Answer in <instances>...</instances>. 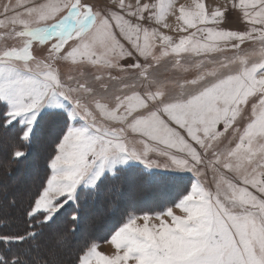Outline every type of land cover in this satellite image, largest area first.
<instances>
[{
	"label": "snow or ice",
	"instance_id": "obj_1",
	"mask_svg": "<svg viewBox=\"0 0 264 264\" xmlns=\"http://www.w3.org/2000/svg\"><path fill=\"white\" fill-rule=\"evenodd\" d=\"M0 40V167L55 127L0 264H264V0H5ZM131 175L172 191L138 209Z\"/></svg>",
	"mask_w": 264,
	"mask_h": 264
},
{
	"label": "rangeland",
	"instance_id": "obj_2",
	"mask_svg": "<svg viewBox=\"0 0 264 264\" xmlns=\"http://www.w3.org/2000/svg\"><path fill=\"white\" fill-rule=\"evenodd\" d=\"M4 2L5 0H0V5H3ZM90 2L99 6L103 4L104 0H90ZM204 2L207 5L214 7L225 4L226 0H204ZM191 3L192 0H175L177 7L179 4L190 5ZM168 23L175 27L177 24L175 17L169 16ZM222 26L232 30L240 29L242 24L239 19V12L229 11L227 13V21ZM161 30L166 34L173 35L174 37L177 36V33L171 32L168 29ZM5 43L6 42L4 40H0V47L5 46ZM7 43H11V41H8ZM124 63H127V61H124ZM64 71H68V69H65ZM54 135L55 127L47 121L43 122L41 129L33 139V150L31 149L30 156L27 159L29 166L27 167L26 171L24 173L18 171V173L14 174L11 179L4 176L5 174L2 172L3 174L0 176V184L6 183L11 188V190L5 192V195L4 192L0 193V206L3 207L4 211L9 212L12 209H10L8 206V202H10L13 197H16L17 201H20L21 199L19 197V193L24 194L31 190L32 184L37 178V174L34 172L36 170L38 155L45 156L47 154L51 139ZM0 160H3L2 155H0ZM142 184L143 183L137 182L132 183L131 181L124 194L125 199L131 204L135 205L138 209L148 210L152 208L157 200L164 198L172 191V186L170 183L157 182L155 184H149L148 187L143 186ZM4 196H7V201L4 200ZM81 208L83 211V217L80 221V233L88 235L89 237L102 239L110 222L109 212L105 210L104 206L101 207L99 203L92 204L90 206L84 205ZM19 211L20 210L13 208V210H11L9 213H11V217L15 216L17 218L19 216ZM70 215L71 211L68 212V216ZM67 221L68 220H65L66 227H68ZM71 239L72 237L69 235V240ZM100 250L104 252H110L111 248L109 245L101 243Z\"/></svg>",
	"mask_w": 264,
	"mask_h": 264
},
{
	"label": "trees",
	"instance_id": "obj_3",
	"mask_svg": "<svg viewBox=\"0 0 264 264\" xmlns=\"http://www.w3.org/2000/svg\"><path fill=\"white\" fill-rule=\"evenodd\" d=\"M32 143H33V141H32ZM31 149L33 150L32 144H31L30 147H27L26 148V151L28 152V155L25 158H22L19 161H8L7 164H6V166L0 167V176L4 173L5 174L4 176H6L7 178L11 179L14 174L18 173V171L24 173L26 171L27 167L29 166V164L27 163V159L30 156ZM45 157H46V155L45 156L38 155L37 164H36V170L34 172L35 174H37V178L34 181V183L32 184V188H31V190L28 193H24V194L19 193L20 199H21L22 195L29 194L31 191H33L34 188H35V186H36V184H37V182H38V180L43 177V175H44V168H45ZM130 179H131L132 183H135V182H137V183H143L142 184L143 186H146V187L149 186V184L146 183L144 180H141L139 178H136L134 175H131ZM9 190H11V188H10V186L8 184H6V183L0 184V193L1 192H4V195H5V192H7ZM92 204L93 203L91 201H89V203L87 205L90 206ZM99 205L101 207H103V205L101 203H99ZM20 207H21V203H20V201H17V205H16L15 208L17 210H20ZM11 208L12 207H10V209ZM10 209H8V210H10ZM11 210H13V208ZM69 211H71V209H69L67 212H65V217H64L65 220H68V217H70V216H68V212ZM80 211H81V216L83 217L82 208L80 209ZM10 219H11V221L13 223H18L19 222L16 219L15 216L10 217ZM67 225H68V227H71V224L70 223H68ZM80 225H81V222H80Z\"/></svg>",
	"mask_w": 264,
	"mask_h": 264
}]
</instances>
